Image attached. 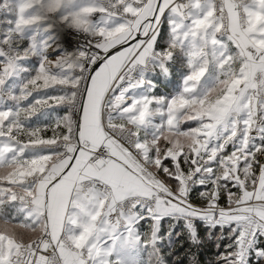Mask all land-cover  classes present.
Masks as SVG:
<instances>
[{"label": "snow or ice", "instance_id": "snow-or-ice-1", "mask_svg": "<svg viewBox=\"0 0 264 264\" xmlns=\"http://www.w3.org/2000/svg\"><path fill=\"white\" fill-rule=\"evenodd\" d=\"M0 264H264V0H0Z\"/></svg>", "mask_w": 264, "mask_h": 264}]
</instances>
